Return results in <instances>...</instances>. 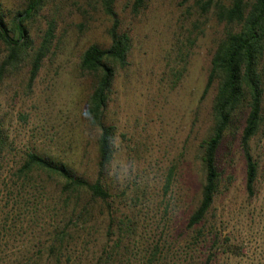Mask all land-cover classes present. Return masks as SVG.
<instances>
[{
	"label": "rangeland",
	"instance_id": "374dc122",
	"mask_svg": "<svg viewBox=\"0 0 264 264\" xmlns=\"http://www.w3.org/2000/svg\"><path fill=\"white\" fill-rule=\"evenodd\" d=\"M28 1L0 0V10L11 21ZM198 1L146 0L139 10L135 0L114 1L121 29L132 37V50L107 110L118 127L112 171L118 191L129 186V194L136 196L148 187L149 196L136 202L160 230L169 229L166 203L175 208V239L167 245L162 264H195V259L181 260L188 257V240L182 233L196 199L193 180L199 176L194 165L199 145L213 125L216 83L206 95L203 92L224 33L213 9L202 10ZM49 18H59V26L34 82L30 84L33 51L16 67L1 72L0 122L9 146L0 157V264H24L48 240L40 191L31 190L29 183L25 190L15 173L30 144L72 158L88 132L84 111L91 92V79L80 72L79 63L90 45L110 44L113 20L104 0H46L30 23L36 45ZM7 52L0 38V66ZM244 123L245 113L220 151L227 166L225 178L233 182L222 187L208 215L220 234L212 264H264V123L252 140L259 162L253 197L246 190L245 160L239 148ZM170 171L172 184L166 190ZM147 239L139 243L140 250L151 251Z\"/></svg>",
	"mask_w": 264,
	"mask_h": 264
},
{
	"label": "trees",
	"instance_id": "16d2710c",
	"mask_svg": "<svg viewBox=\"0 0 264 264\" xmlns=\"http://www.w3.org/2000/svg\"><path fill=\"white\" fill-rule=\"evenodd\" d=\"M45 1L29 0L11 21L0 10V38L8 51L0 66V79L1 72L8 66L16 67L31 51L30 84L38 76L59 26V18L47 19L36 45L30 23ZM114 1L104 0L106 12L113 20L108 30L110 44L90 45L79 63L80 72L91 79L84 111L88 132L80 138L70 159L30 144L16 170L25 190L29 183L31 190L40 191L44 202L42 223L48 227L49 235L24 264H162L167 245L175 239V208L166 203L169 229L160 230L157 224L154 226L156 221L153 224L147 219L149 212H144L136 202L145 201L148 187L136 196L129 194V186L118 191L120 186L112 171L118 152V127L107 110L119 71L129 66L132 50V37L121 29ZM145 2L135 0V10ZM198 4L204 11L213 9L218 22L224 25V33L212 55L203 92L206 95L216 83L213 125L209 136L199 145V161L194 163L199 176L193 180L196 199L182 233L188 240V257L181 260L212 264L220 234L208 215L222 187L229 188L233 182L231 177L225 178L227 166L220 151L244 113L239 148L245 160L248 196L256 194L259 162L252 140L264 123V0H199ZM8 138L0 122V157L9 146ZM39 177L41 181L37 182ZM171 184L170 171L166 190ZM150 201L155 200L150 197ZM149 228L153 233L145 232ZM146 237L151 251L149 247L145 251L139 249Z\"/></svg>",
	"mask_w": 264,
	"mask_h": 264
}]
</instances>
